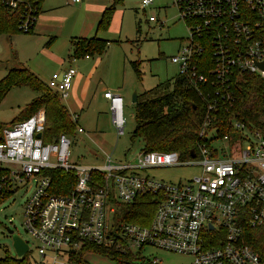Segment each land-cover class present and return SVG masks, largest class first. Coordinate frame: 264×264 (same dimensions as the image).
Here are the masks:
<instances>
[{"label":"built area","instance_id":"1","mask_svg":"<svg viewBox=\"0 0 264 264\" xmlns=\"http://www.w3.org/2000/svg\"><path fill=\"white\" fill-rule=\"evenodd\" d=\"M22 2L0 0L8 9ZM150 3L140 1L142 7ZM172 3L188 35L169 60L178 65V74L191 86L198 87L211 77L215 84L228 88L227 82L243 71L255 72L264 81V71L255 65L264 60V0ZM37 17L33 5L24 2L17 29L27 32ZM148 20L155 18L149 16ZM74 75L75 70L67 67L51 73L45 83L65 98ZM230 95L227 92L226 98ZM102 97L107 99L111 123L120 133L122 98L108 90ZM213 109L209 105L205 110L198 128L202 143L193 150V157L181 159L175 152L139 150L123 162L106 156L99 166L68 162L70 141L64 133L48 142L35 137L37 132L41 135L42 110L5 125L0 136V184L12 192L17 185L32 183L22 208V224L34 241L39 264H71L69 253L86 243L139 251L141 255L149 246L188 255L190 264H264V250L246 243L252 237L264 238V133L230 114L227 131L220 134L214 124L216 116L209 114ZM80 131L77 127L76 132ZM169 166H189L196 171L174 182L157 180L145 172ZM48 168L74 172L69 193L49 191V177L44 172ZM145 194L156 198L149 221L126 220L127 205ZM24 242L26 252L31 253Z\"/></svg>","mask_w":264,"mask_h":264},{"label":"rangeland","instance_id":"2","mask_svg":"<svg viewBox=\"0 0 264 264\" xmlns=\"http://www.w3.org/2000/svg\"><path fill=\"white\" fill-rule=\"evenodd\" d=\"M112 1L69 3L67 0H41V14L31 34L13 33L10 38L0 34V78L8 69L21 66L43 82L53 72L67 67L75 70L78 81L73 84L71 80L65 90L67 95L61 101L71 115L77 116L74 127L81 129L67 135L70 141L68 162L80 166H99L106 156L113 161H128L137 154L142 142L139 138L130 142L134 126L132 95L139 100L169 90L172 79L178 74V65L169 58L177 55L188 35L172 0H151L143 7L141 0H117L113 3L107 29L97 31L95 23L100 14L97 7L108 6ZM149 16L155 20L149 21ZM92 36L108 41L100 55L93 53L88 57L67 58L71 52V40ZM132 61L139 62V78L131 67ZM105 90L122 98L120 133L111 123L107 101L102 97ZM35 96L37 92L26 86L11 87L0 100V122L10 125L22 107ZM195 171L189 166L145 170L149 176L165 182L183 179ZM31 190V182L17 185L0 202V258L16 256L10 235L5 230L11 229L27 242L31 250L29 264L40 262L33 251L34 241L22 224L23 204ZM142 255L154 258L160 264L191 263L188 255L149 246L144 247ZM83 259L87 264H112L105 256L95 253H84ZM55 264H62V261Z\"/></svg>","mask_w":264,"mask_h":264},{"label":"trees","instance_id":"3","mask_svg":"<svg viewBox=\"0 0 264 264\" xmlns=\"http://www.w3.org/2000/svg\"><path fill=\"white\" fill-rule=\"evenodd\" d=\"M22 1L15 9H8L0 4V34H5L10 38L13 33H32L35 20L27 32L17 29L19 14L25 2L33 5L35 15L38 16L41 12V0ZM115 1L117 0H113L110 5L101 10L95 23L97 31L107 29ZM135 28L138 32V24ZM107 43V40L95 36L73 39L70 41L71 52L67 58L77 59L93 53L100 55ZM138 65V61L131 62V67L139 78ZM237 76L227 82L228 88L225 85L215 84L216 82L211 77H208L206 83L193 87L183 76L177 74L172 79L168 91L139 100L136 98L132 103L134 126L130 142L139 138L142 142L139 149L141 151L175 152L179 158L187 159L189 150L196 151L197 146L202 143L203 138L198 137V128L209 105L215 108L214 112L209 114L216 116L214 124L219 127L220 134L227 131L226 117L230 114H235L238 118L253 123L259 131L264 133V81L257 73L250 71L240 72ZM22 85L37 92V96L22 107L12 123L24 121L41 109L44 119L40 138L43 142L54 140L60 133L66 135L76 133L77 127H74L76 118L66 110L59 94L48 88L45 82L26 67L10 68L0 78V100L11 87ZM227 92L231 94L228 98H226ZM4 126L0 122V136ZM44 172L49 177L48 189L51 193H69L75 181L72 170L48 168ZM90 174L95 178L99 176L95 172H90ZM10 193V190L0 184V202ZM155 204L156 198L153 195L136 196L127 205L129 211L124 218L133 223L146 224L154 211ZM246 243L257 251L264 250V238L262 237L246 239ZM84 253L105 256L112 264H160L142 256L139 251H120L95 243H86L78 250L70 252L68 255L70 263L87 264L83 259ZM29 259L30 252H25L20 257L5 255L0 258V264H29Z\"/></svg>","mask_w":264,"mask_h":264},{"label":"water","instance_id":"4","mask_svg":"<svg viewBox=\"0 0 264 264\" xmlns=\"http://www.w3.org/2000/svg\"><path fill=\"white\" fill-rule=\"evenodd\" d=\"M255 65L260 70L264 71V60L255 62ZM135 100H136V97L133 94L132 95V98H131V101L134 103ZM39 136H40V133L37 132L35 134V137H39ZM193 155H194V151H193V149H190L189 150V156L190 157H193ZM5 230H6L7 234L10 235L11 244H12V247L14 249V252H15L16 256L17 257L22 256L27 251V245H26V243L19 236H17L16 234H14L11 229H5Z\"/></svg>","mask_w":264,"mask_h":264},{"label":"crops","instance_id":"5","mask_svg":"<svg viewBox=\"0 0 264 264\" xmlns=\"http://www.w3.org/2000/svg\"><path fill=\"white\" fill-rule=\"evenodd\" d=\"M103 8H104L103 6L99 5L97 7V13L99 14ZM40 14H41V12L38 14V17H39ZM38 17H37V20H38ZM35 25H36V23H35ZM33 30H34V28H33ZM33 30H32V32H33ZM72 80H73V84H74V83H76L78 81V77L76 75H74ZM104 99L107 101L106 98H104ZM107 104H108V101H107ZM76 118H77V116H76Z\"/></svg>","mask_w":264,"mask_h":264}]
</instances>
